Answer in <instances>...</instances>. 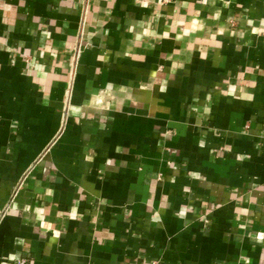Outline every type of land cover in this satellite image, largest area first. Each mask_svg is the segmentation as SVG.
<instances>
[{
    "label": "crops",
    "instance_id": "1",
    "mask_svg": "<svg viewBox=\"0 0 264 264\" xmlns=\"http://www.w3.org/2000/svg\"><path fill=\"white\" fill-rule=\"evenodd\" d=\"M0 264H264V0H0Z\"/></svg>",
    "mask_w": 264,
    "mask_h": 264
},
{
    "label": "built area",
    "instance_id": "2",
    "mask_svg": "<svg viewBox=\"0 0 264 264\" xmlns=\"http://www.w3.org/2000/svg\"><path fill=\"white\" fill-rule=\"evenodd\" d=\"M84 11H85V9H84ZM76 51L78 52V49H77ZM18 262H19V263H25V262H26V259H25V258H20V259L18 260Z\"/></svg>",
    "mask_w": 264,
    "mask_h": 264
}]
</instances>
